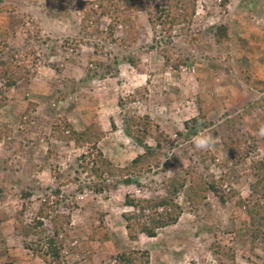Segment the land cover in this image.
Returning a JSON list of instances; mask_svg holds the SVG:
<instances>
[{"label": "rangeland", "instance_id": "1", "mask_svg": "<svg viewBox=\"0 0 264 264\" xmlns=\"http://www.w3.org/2000/svg\"><path fill=\"white\" fill-rule=\"evenodd\" d=\"M77 1L86 0L1 3L14 5L12 11H0V31L8 33V45L19 50L32 46L36 64L27 79L5 90L0 107V264H42L23 247L22 237L13 228L14 216L23 205L22 219L30 220L44 194L54 187L72 196L76 204L70 211L68 246H76L79 238L92 235L98 228V235L94 233L86 246L79 245L81 253L63 249V264H115V254L126 248L146 250L149 264H217L218 260L224 264H264V242L257 241L249 248L244 213L238 207H222L211 194L204 206L191 211L181 192L177 197L181 207L178 220L158 229L153 237L139 235L130 241L120 217L129 210L123 204L125 194L152 196L160 192L157 186L163 177L181 174L180 168L186 164L196 166L203 174L221 177L222 187L232 186L241 196L249 193L248 184L254 178L250 162L264 154V137L257 135L264 125V0H196L189 24L171 29L172 58L185 60L177 67L163 64L161 52L150 47L154 34L144 11L134 16L138 31L134 45L121 47L95 37H89L90 45L81 43L86 38L79 30ZM147 1L150 6L165 2ZM108 22L102 16L100 27ZM220 22L227 26L226 46L215 45L212 40ZM114 30L113 37H120L121 26L116 24ZM69 37L82 41L73 47L75 39H66ZM92 43L100 49L96 53ZM128 52L145 62L143 73H137L119 57L107 73L103 71L101 64L110 63L114 54ZM239 69L248 75L251 85L238 78ZM128 94H133L134 100L120 108L117 99ZM28 102L35 106L27 120L23 111ZM243 106L249 108V127L256 130V148L243 160L234 155L230 158L216 135L217 143L210 150L214 164H202L192 143L202 131L199 126L187 138L174 136L175 131L185 132L183 122L199 111L213 122L218 133L241 134L244 129L238 120L226 131L223 120ZM129 113L148 115L173 138V146L163 157L165 165L138 177L139 186L118 184L98 194L86 189L77 192L67 180L75 175L76 158L85 148L51 138L50 125L55 119L65 118L78 131L97 123L104 131L98 148L114 163L124 164L141 150L122 130V119ZM146 143L153 144L150 138ZM24 192L29 195L23 196Z\"/></svg>", "mask_w": 264, "mask_h": 264}, {"label": "trees", "instance_id": "2", "mask_svg": "<svg viewBox=\"0 0 264 264\" xmlns=\"http://www.w3.org/2000/svg\"><path fill=\"white\" fill-rule=\"evenodd\" d=\"M1 3L3 0H0V11L14 10L12 2L3 5ZM76 4L80 11L79 30L86 39L82 41L74 37L66 38L70 41L75 39L73 47L78 45V41L90 45L89 37L110 41L121 47L134 45L138 38L134 16L136 12L144 11L148 25L154 34L150 47L161 52L163 64L177 67L178 64L185 63V60L180 57L172 58L174 44L171 29L175 25L189 24L195 13L196 0H165L161 6H150L147 0H86L77 1ZM102 16L109 19L104 28H101L99 23ZM116 24L121 26L120 37H113ZM156 26L159 27L157 30ZM157 31L159 32L158 37L155 36L158 35ZM7 39L8 33L0 31V107L4 103L5 90L15 86L18 81L27 79L36 64V53L32 46L19 50L9 46ZM212 40L215 45L226 46L228 34L224 22L215 26ZM92 44L95 53L100 50L96 48V43ZM117 57L137 73H143L145 62L129 52L119 56L114 54L110 63L101 64L105 73L110 69L111 64L118 61ZM95 64L100 65V62ZM238 73V78L244 84H252L248 75L246 76L241 69ZM134 93H138V89H135ZM133 100L134 95L128 94L123 98H118L117 105L122 108L125 102ZM34 106V102H28L25 106L23 115H26L27 120ZM249 114V108L243 106L234 116L224 118V131L235 120H238L244 129L241 134L232 132L226 136L225 132L218 133L213 122L199 111L195 116L183 122L186 131H189H175L174 136L177 139L187 138L188 135L195 134L196 127L199 126L201 133L218 135L222 149L228 152L230 158L234 155L238 157V160H243L248 152L256 148L253 144L255 139L253 131L256 130L249 127ZM110 124L114 127L112 121ZM122 130L128 138L141 147V150L124 164H116L97 146L104 136V131L97 123L91 122L77 131L65 118L55 119L52 122L49 132L51 138L58 141H71L75 147L85 148L76 158L75 175L67 180L75 185L77 192L86 189L90 193L98 194L114 189L118 184L139 186L138 177L154 172L160 165H165L163 157L173 146L174 140L148 115L125 114L122 119ZM146 138H150L153 144H147ZM196 154L202 164L206 161L214 164L215 156L210 150H197ZM233 162L237 161L233 160ZM180 169L181 174L174 173L163 177L157 186L160 192L152 196L124 195L123 204L129 210L123 211L120 217L124 223L126 237L130 241L136 240L139 235L153 237L158 229L174 224L181 214L177 197L184 192L186 204L191 211L204 206L208 194H211L222 207L229 205L238 207L245 215L249 248L257 241L264 242V154L260 159L250 162V170L254 178L249 181V193L245 196L239 195L236 188L232 186H228L227 189L222 187L221 177L215 178L213 175L203 174L196 166L186 164ZM28 195L27 192L23 193V196ZM44 195L40 205L30 216V220L22 219V212L25 208L23 205L16 211L13 228L22 237L23 247L38 257L42 264H63V255H61L63 249L69 247L81 253L79 245L86 246L94 233L98 235L96 232L98 228L94 229L92 235L79 238L76 246H68L70 211L76 207L75 200L72 196L61 193L59 187L49 188L48 193ZM61 207L64 210L59 209ZM44 221L48 222L49 228L45 227ZM220 254L231 258L224 252ZM114 260L115 264H149V255L146 250L126 248L117 252ZM217 264L224 263L218 260Z\"/></svg>", "mask_w": 264, "mask_h": 264}, {"label": "clouds", "instance_id": "3", "mask_svg": "<svg viewBox=\"0 0 264 264\" xmlns=\"http://www.w3.org/2000/svg\"><path fill=\"white\" fill-rule=\"evenodd\" d=\"M257 135L264 137V125H261L258 128ZM192 143L194 147L199 151H209L214 148L217 140L211 133L202 132L193 138ZM176 154L179 155V153Z\"/></svg>", "mask_w": 264, "mask_h": 264}]
</instances>
